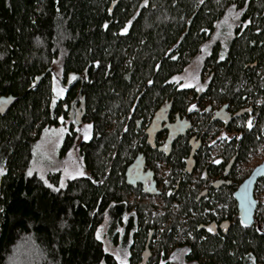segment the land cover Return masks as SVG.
Masks as SVG:
<instances>
[{
    "label": "trees",
    "instance_id": "16d2710c",
    "mask_svg": "<svg viewBox=\"0 0 264 264\" xmlns=\"http://www.w3.org/2000/svg\"><path fill=\"white\" fill-rule=\"evenodd\" d=\"M192 1L0 0V264H170L171 250L183 245L185 258L201 264H264L263 234L232 226L225 235L204 239L195 230L197 219L188 218L196 237L181 242L182 217L145 214L153 202L124 183L125 166L155 105L170 93L183 107L185 89L170 81L182 71L180 59L173 60L175 47L169 46L177 42L180 14L187 16ZM237 2L224 0L222 11L235 7L264 21V0ZM220 7L216 0L200 7L189 29L196 33L181 39L180 53H196L199 26ZM261 49H247L243 56L261 57ZM221 65L216 87H224L227 97L233 96L235 76L255 73L232 67L231 59ZM54 79L64 89L55 103ZM64 124L58 154L75 148L84 175L60 187L59 172L41 179L28 168L43 130ZM83 125H91L88 139L79 136ZM180 143L173 158L177 173L185 150ZM130 194L146 204L131 202ZM178 195L183 211L195 207L183 186ZM103 225L104 236L124 255L97 239ZM153 228L149 244L157 245L142 251Z\"/></svg>",
    "mask_w": 264,
    "mask_h": 264
},
{
    "label": "flooded vegetation",
    "instance_id": "af4514ba",
    "mask_svg": "<svg viewBox=\"0 0 264 264\" xmlns=\"http://www.w3.org/2000/svg\"><path fill=\"white\" fill-rule=\"evenodd\" d=\"M207 1L193 0L187 16L180 14L183 29L177 42L169 46V50L175 47L173 60L180 59L182 70L197 64V73L188 82L191 87H181L182 78L173 80L179 73L170 80L177 83V89H185L183 107L178 108L170 93L159 100L143 124L137 150L123 175L124 183L140 197H160L161 207L154 204L158 211L182 217L189 239L183 235L181 242L196 237L188 218L197 219L195 230L204 239L225 235L232 226L264 235V55L243 56L247 49H264V21L256 13H242L235 7L223 12L224 0H216L221 7L209 23L199 26L196 53H180L179 42L196 33L195 28L189 30L192 19ZM233 45L236 53L230 56ZM226 59H231L232 67L255 69L253 78L244 72L235 76L231 97L224 95V87H216V70ZM180 141L185 150L177 173L173 158ZM181 186L191 192L196 203L187 213L179 200ZM154 232V228L148 231L142 251H153L149 242ZM176 248L186 250L187 246L171 252Z\"/></svg>",
    "mask_w": 264,
    "mask_h": 264
},
{
    "label": "rangeland",
    "instance_id": "374dc122",
    "mask_svg": "<svg viewBox=\"0 0 264 264\" xmlns=\"http://www.w3.org/2000/svg\"><path fill=\"white\" fill-rule=\"evenodd\" d=\"M197 64L192 63L190 64L187 68L182 70V73L178 74L176 78H182L183 83L182 84H190L188 83L193 76L196 75L197 73ZM53 84L57 88H61L60 85L58 84V81L56 79L53 80ZM84 127L85 125L81 126L79 130V136L82 139H85L84 136ZM63 129L64 131H60ZM68 126L67 124L60 125L58 127H49L45 128L43 132L40 134L38 139L34 142L31 150V159H30V164L28 171L31 170V172H35L38 174L40 177H45L46 174L50 172H59L60 173V185L61 182H63L68 178V175L66 174V171L68 174L72 176V178L80 176L78 175L79 172H83L82 170V165L80 160L78 159L77 156V151L76 149H71L69 150L63 157H60L58 152L59 149L63 143L64 135L65 132L67 131ZM90 136V129H89V135ZM87 138V139H88ZM264 151V147H263ZM261 153V152H260ZM256 161L259 160V154L258 156H255ZM128 198L131 200V202H134L136 204H146L140 202L137 198L136 195L130 194ZM144 202H153V203H148V206H146L143 210L144 213H148L152 217H156L157 214L164 213L162 209L157 210L153 204L157 205L159 204V208L161 207V200L160 197L154 196H147L144 197L143 199ZM157 203V204H156ZM175 212V211H174ZM177 212V211H176ZM162 229V228H161ZM160 229V232H161ZM104 230L105 226H101L99 228V236L100 239L103 241L105 248L108 251L115 252L117 254H122L124 255L125 252L121 251L119 248L113 247L108 239L104 236ZM155 238H159V233H155ZM157 240H154L152 243L151 248L153 249L157 245ZM185 254L186 250L184 248L181 249H174L170 255H169V262L170 264H198V263H189L185 262Z\"/></svg>",
    "mask_w": 264,
    "mask_h": 264
},
{
    "label": "snow or ice",
    "instance_id": "6c2138e0",
    "mask_svg": "<svg viewBox=\"0 0 264 264\" xmlns=\"http://www.w3.org/2000/svg\"><path fill=\"white\" fill-rule=\"evenodd\" d=\"M126 30H127V28L123 29L122 31H126ZM221 58H223V57H221ZM71 79H75V77H71ZM176 79H177L176 77H173V80H176ZM191 86H192L191 84H187V83L181 85V87H191ZM53 92L55 93V96H54V99H53V103H55L56 97L62 96L63 95V92H64V89L63 88H57V87L54 86L53 87ZM90 128H91V125H85V127H84V136H85V139L88 138L89 129ZM60 131L62 132L64 130L61 129ZM216 162L219 163V161H216ZM3 173H4V169L2 167H0V175H2ZM28 174L31 175V170H29V173ZM66 174L68 175V178H70V179L72 178V176L70 174H68L67 171H66ZM78 175H81L82 176V175H84V173L83 172H79ZM41 179H43V177H41ZM45 183H47V182L45 181ZM47 186L50 187V188L52 187V185H47ZM63 186H64L63 185V182H61L60 187H63ZM125 219H126V217H125ZM209 230L211 231V229H209ZM99 238H100V236H99V230H98L97 239H99ZM118 259H119V257H118ZM120 264H126V261L121 260L120 261Z\"/></svg>",
    "mask_w": 264,
    "mask_h": 264
}]
</instances>
